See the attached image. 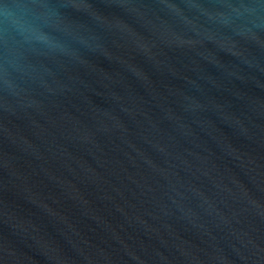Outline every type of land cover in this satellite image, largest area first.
Returning a JSON list of instances; mask_svg holds the SVG:
<instances>
[{"label":"water","instance_id":"water-1","mask_svg":"<svg viewBox=\"0 0 264 264\" xmlns=\"http://www.w3.org/2000/svg\"><path fill=\"white\" fill-rule=\"evenodd\" d=\"M0 264H264V0H0Z\"/></svg>","mask_w":264,"mask_h":264}]
</instances>
